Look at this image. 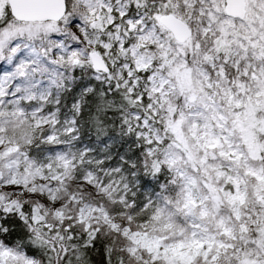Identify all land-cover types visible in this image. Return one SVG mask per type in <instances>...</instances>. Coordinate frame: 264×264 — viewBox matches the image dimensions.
Wrapping results in <instances>:
<instances>
[{
  "label": "snow or ice",
  "instance_id": "1",
  "mask_svg": "<svg viewBox=\"0 0 264 264\" xmlns=\"http://www.w3.org/2000/svg\"><path fill=\"white\" fill-rule=\"evenodd\" d=\"M0 264H264V0H0Z\"/></svg>",
  "mask_w": 264,
  "mask_h": 264
}]
</instances>
